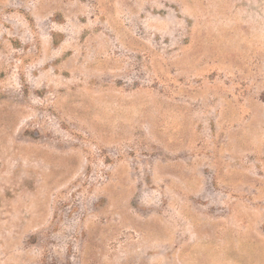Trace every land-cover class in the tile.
<instances>
[{"label":"rangeland","instance_id":"374dc122","mask_svg":"<svg viewBox=\"0 0 264 264\" xmlns=\"http://www.w3.org/2000/svg\"><path fill=\"white\" fill-rule=\"evenodd\" d=\"M0 264H264V0H0Z\"/></svg>","mask_w":264,"mask_h":264}]
</instances>
